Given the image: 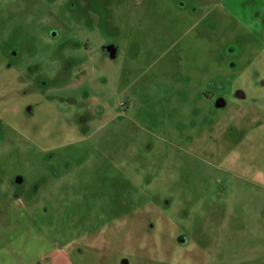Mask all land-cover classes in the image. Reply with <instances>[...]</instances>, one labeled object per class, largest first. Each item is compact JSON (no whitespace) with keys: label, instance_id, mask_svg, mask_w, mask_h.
I'll list each match as a JSON object with an SVG mask.
<instances>
[{"label":"rangeland","instance_id":"1","mask_svg":"<svg viewBox=\"0 0 264 264\" xmlns=\"http://www.w3.org/2000/svg\"><path fill=\"white\" fill-rule=\"evenodd\" d=\"M0 264H264V38L214 0H0Z\"/></svg>","mask_w":264,"mask_h":264},{"label":"crops","instance_id":"2","mask_svg":"<svg viewBox=\"0 0 264 264\" xmlns=\"http://www.w3.org/2000/svg\"><path fill=\"white\" fill-rule=\"evenodd\" d=\"M251 34L264 38V0H214ZM240 96H245L242 91ZM222 99V98H221ZM220 104L226 103L223 99Z\"/></svg>","mask_w":264,"mask_h":264},{"label":"water","instance_id":"3","mask_svg":"<svg viewBox=\"0 0 264 264\" xmlns=\"http://www.w3.org/2000/svg\"><path fill=\"white\" fill-rule=\"evenodd\" d=\"M106 48L110 51L111 57H115L117 54V47L114 44H109L106 46Z\"/></svg>","mask_w":264,"mask_h":264},{"label":"flooded vegetation","instance_id":"4","mask_svg":"<svg viewBox=\"0 0 264 264\" xmlns=\"http://www.w3.org/2000/svg\"><path fill=\"white\" fill-rule=\"evenodd\" d=\"M107 50H108V49H107ZM221 100H222V99H221V98H219L217 102L219 103V101H221ZM222 104H223V106L225 105V103H222Z\"/></svg>","mask_w":264,"mask_h":264}]
</instances>
